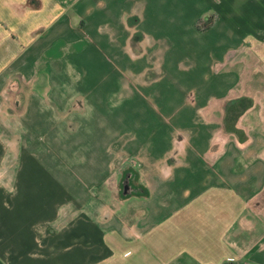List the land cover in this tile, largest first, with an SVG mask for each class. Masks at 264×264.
<instances>
[{"label": "crops", "instance_id": "0c3cea01", "mask_svg": "<svg viewBox=\"0 0 264 264\" xmlns=\"http://www.w3.org/2000/svg\"><path fill=\"white\" fill-rule=\"evenodd\" d=\"M140 58L195 78L153 110L105 219L127 130L86 68ZM243 98L233 131L225 107ZM77 151L91 162L73 169ZM138 198L139 235L123 226ZM225 263L264 264V0H0V264Z\"/></svg>", "mask_w": 264, "mask_h": 264}, {"label": "rangeland", "instance_id": "374dc122", "mask_svg": "<svg viewBox=\"0 0 264 264\" xmlns=\"http://www.w3.org/2000/svg\"><path fill=\"white\" fill-rule=\"evenodd\" d=\"M112 68H110L106 62H95L93 67L86 68L90 70L87 74L90 75L89 81H91V87L100 90L103 93H96V97L101 95V97H107L111 113L106 114L107 119H116L117 121L125 122L126 132L121 137V140L117 143L110 144L109 148L113 146L122 147L123 150H136L140 149L136 153V157L128 156L123 150H116V156L112 161H117L118 166L122 164L121 171L119 174L113 175L110 178L109 184L105 189H101V195L112 196V199L107 204H102L103 211L102 216L108 219V213L114 210V207H120L119 201H122L121 184L120 180L122 177V172L127 169H132L135 167L138 161H143L141 158L142 153L144 154V138H156V133L159 132L158 126H147V123H155L157 120V114L153 112L154 109L164 108L162 111L172 109V105L178 103L182 95L179 94L177 86L185 85L179 84L187 80H194L191 75L175 74L170 76L166 71H159L156 63H150V67L144 72V58L122 62V63H111ZM159 66V65H158ZM122 87L126 90L124 94L121 92L108 94L109 90ZM174 91V92H173ZM88 96V95H87ZM88 98H86V103ZM159 106V108H156ZM156 111V110H155ZM138 139H141L138 141ZM140 146V148L135 147V145ZM142 145V146H141ZM68 162L69 166L73 169L75 167H84L85 164L91 162L89 157L84 156L82 151L74 152L73 156L64 158ZM142 163V162H141ZM139 166V164H138ZM137 166V167H138ZM124 167V168H123ZM139 172V171H138ZM140 176V175H137ZM115 178L117 182L115 183ZM138 178V177H137ZM135 178V180L137 179ZM136 194H144V188L135 190ZM131 196L125 197L123 199H130ZM110 202L113 205H110ZM105 214H104V213ZM124 214V228L128 230H137L138 235L144 232V206L141 205V200L138 198L132 205L126 207ZM157 261L155 256L151 253H144V262Z\"/></svg>", "mask_w": 264, "mask_h": 264}, {"label": "trees", "instance_id": "16d2710c", "mask_svg": "<svg viewBox=\"0 0 264 264\" xmlns=\"http://www.w3.org/2000/svg\"><path fill=\"white\" fill-rule=\"evenodd\" d=\"M213 22V18L209 17L205 22H198L197 28L198 30H206L209 25ZM249 105V101L246 98L242 100H235L234 102L230 103V105H226L225 107V120L224 124L227 127H230L231 130L236 131L234 127L235 120L237 119L238 115L244 111ZM225 264H234V263H225Z\"/></svg>", "mask_w": 264, "mask_h": 264}, {"label": "water", "instance_id": "95a60500", "mask_svg": "<svg viewBox=\"0 0 264 264\" xmlns=\"http://www.w3.org/2000/svg\"><path fill=\"white\" fill-rule=\"evenodd\" d=\"M124 183V188H123V194L125 195V194H127L128 192H129V187H128V185H127V182H128V178H125L124 179V181H123Z\"/></svg>", "mask_w": 264, "mask_h": 264}]
</instances>
